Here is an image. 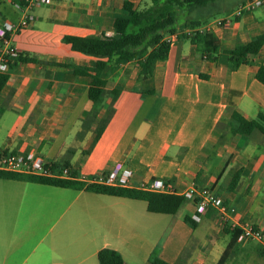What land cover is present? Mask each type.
<instances>
[{
	"label": "crops",
	"instance_id": "0c3cea01",
	"mask_svg": "<svg viewBox=\"0 0 264 264\" xmlns=\"http://www.w3.org/2000/svg\"><path fill=\"white\" fill-rule=\"evenodd\" d=\"M13 1L0 0V24L21 17ZM123 1L55 0L32 9L34 20L13 42L20 57L36 60L15 58L0 90V151L34 150L52 162L66 159L77 179L108 173L121 163L131 171L133 187L152 179L170 180L178 189L209 186L236 208L242 222L264 226V134L258 128L233 134L228 125L234 110L247 118L264 112V84L255 77L258 62L264 63V44L234 69L227 53L264 32V4L258 6L261 12L256 14V7L230 27L210 28L220 41L214 58L203 56L190 36L179 35L149 80L139 79L135 60L110 61L102 73L105 87L120 91L113 115L91 145L99 116L78 134L92 107L90 77L76 75L70 64L93 66L97 58L73 50L62 38L114 35L115 19L125 16ZM234 5L215 17L228 16ZM109 102L106 96L104 105ZM238 170V184L229 189ZM208 212L192 228L183 219L195 213L190 200L175 214L159 213L139 198L0 177V264H100L103 247L119 251L124 264H151L154 249L182 264L177 260L193 236L192 250L198 252L184 264H225L224 252L242 243L220 231L214 212ZM204 220L208 227L197 235ZM210 226L225 234L218 258L217 248L204 249Z\"/></svg>",
	"mask_w": 264,
	"mask_h": 264
},
{
	"label": "trees",
	"instance_id": "16d2710c",
	"mask_svg": "<svg viewBox=\"0 0 264 264\" xmlns=\"http://www.w3.org/2000/svg\"><path fill=\"white\" fill-rule=\"evenodd\" d=\"M123 9L125 16L115 19L113 23L115 34L112 36L65 35L62 38L64 42L70 44L73 50L97 58L93 66L70 64L76 75L82 74L90 77L88 97L92 101V107L82 116L81 131L78 134H82L91 128L95 119L99 116V120L93 128L94 136L91 145L99 138L113 115L114 102L120 91L118 88L107 90L105 87L106 78L102 73L108 63L112 61L117 64L121 61L135 60L139 65V79L149 80L153 75L155 63L166 59L168 56L170 42L165 40L166 34L175 32L179 27L183 29L185 26H197L207 22L210 18L229 11L231 5L226 0H140L137 5L132 0H124ZM131 27L132 29H130ZM180 35L187 36L185 34ZM190 40L197 45L201 54L207 58H214L213 54L220 47L219 39L211 31L196 32L190 36ZM263 44L264 32H261L249 41L238 43L229 49L227 53L232 60L231 69L237 67L241 62H246L250 55L259 54ZM19 58L29 61L36 60L34 57L19 56ZM114 69L115 66L108 71H114ZM8 77V73H0V90L7 82ZM255 77L264 84V63L262 61L258 62ZM149 91L151 92V90ZM106 96H110V102L105 106ZM228 125L233 134H249L255 128H258L264 134V112H259L256 118H247L234 110ZM52 166H69L72 175H78L66 159L63 162L53 161ZM0 177L37 181L75 189L84 188L98 193L139 198L146 201L147 209L151 212L175 214L188 201L179 194L86 182L77 178H51L5 170H0ZM239 177L240 170L235 171L229 183V189H234L237 186ZM207 210H209V214L214 212L211 207ZM183 219L192 228L198 225V221L190 214H185ZM224 232L237 235L239 229H226ZM157 251V249H154L149 256L151 264H175L161 258ZM186 251L187 248L183 250L177 262L184 260ZM261 253L264 254V248ZM97 257L100 264H124L121 253L113 248H101L97 253Z\"/></svg>",
	"mask_w": 264,
	"mask_h": 264
},
{
	"label": "built area",
	"instance_id": "2783aa9c",
	"mask_svg": "<svg viewBox=\"0 0 264 264\" xmlns=\"http://www.w3.org/2000/svg\"><path fill=\"white\" fill-rule=\"evenodd\" d=\"M55 0H15L14 7L21 11V17L16 22L5 20L0 24V73H8L12 61L20 55V49L14 44L13 36L27 27L35 15L32 13L34 7L51 3ZM264 4V0H244L228 16L215 17L206 24L197 26H186L178 28L175 32L165 37V40L172 42L180 34L191 36L196 32L210 31L212 26L230 27L236 23L237 17ZM0 170L12 171L21 174L35 175L51 178H77L71 173V167H53L52 161L47 160L34 150H1ZM131 171L123 168L121 163H116L108 173L100 172L85 176L82 180L86 182H98L115 186L133 187L130 181ZM144 190L179 194L195 204V213L192 215L197 221L200 214L205 213L209 207L215 212L217 226L220 230L239 229L238 239H264V226L255 225L248 221H241L236 208L225 201L223 197L216 194L209 186H191L178 189L170 180L152 179L143 181L137 187Z\"/></svg>",
	"mask_w": 264,
	"mask_h": 264
},
{
	"label": "rangeland",
	"instance_id": "374dc122",
	"mask_svg": "<svg viewBox=\"0 0 264 264\" xmlns=\"http://www.w3.org/2000/svg\"><path fill=\"white\" fill-rule=\"evenodd\" d=\"M235 1L236 0H226V2H229L230 5H233ZM237 5L235 4L234 7H236ZM251 11H249V12H251ZM259 12H261V11L257 7V9L255 10V13L257 14ZM218 15L223 16L224 13H220ZM183 26H185V25H183ZM130 29H132V27ZM204 226L206 228L208 227L206 220L202 221L201 227L198 229L199 232H197V235H198V233L201 234L205 230ZM209 228H210L209 232H210L211 238L208 240H205L206 242L204 243V249H205V247H210V246L217 248L218 250L215 251L214 256H216V258H218L223 253L222 250L224 249V246L222 245V243H220L221 242L220 238H222L221 236H225V234L224 233H217L216 229L215 228L213 229L212 226H210ZM211 231H213V232H211ZM220 231H223V230H220ZM237 236H238V234L236 235V238H237ZM215 240L218 242H215ZM263 241H264V239L256 240V239H252V238L240 241L242 243V244H240V246L231 248L230 251L228 250V251L224 252L223 258H224V256L226 258V259H224L225 264H264V254L261 253V250L264 248L263 243H262ZM195 242H196V237L193 236L191 242L189 243V245L187 247L186 255H184V260H182L180 262L178 261L179 263L184 264L186 262V260L189 259L190 257L191 258L195 257V255L198 252V250H195V249L192 250L193 244H195ZM209 257H213V254L211 253V256H209Z\"/></svg>",
	"mask_w": 264,
	"mask_h": 264
}]
</instances>
